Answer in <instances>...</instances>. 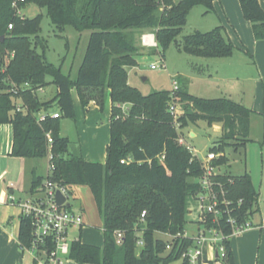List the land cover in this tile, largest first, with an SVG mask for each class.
Returning <instances> with one entry per match:
<instances>
[{"label": "trees", "instance_id": "trees-1", "mask_svg": "<svg viewBox=\"0 0 264 264\" xmlns=\"http://www.w3.org/2000/svg\"><path fill=\"white\" fill-rule=\"evenodd\" d=\"M216 0H0V125L13 127L11 156L40 159L48 156L47 133L53 138L51 175L33 173L30 195L48 178L62 185L87 186L97 206L104 234L102 247L73 241L68 259L77 264H171L194 246L185 232L191 201L199 191L200 163L187 146L179 144L169 112L171 91L143 95L128 82V69L138 66L142 55L138 37L146 32L156 35L158 52L164 56L173 44L188 55L204 59L231 57L236 47L223 26L208 33L194 32L178 37L187 25L190 11L197 5L214 10ZM17 2V6L15 3ZM244 18L251 23L256 40H264V9L260 0H239ZM34 4L46 8L60 32L71 26L82 33L91 31L84 60L72 79L47 62L45 40L41 38L42 16H22L18 10ZM13 25V29L9 26ZM41 47L43 52L37 49ZM155 54V53H153ZM253 57L251 54H249ZM9 59L6 72L4 66ZM57 87L52 101H40L37 92L46 87L47 78ZM9 82H29L31 90L19 95L9 92ZM77 90L84 108L95 103L103 112L111 103L110 141L105 164L88 162L70 153V140L60 134V119L73 118L72 90ZM176 120L182 129L205 122L209 127L222 125L218 146L209 152L223 153L237 144L245 148L251 133V108L230 99H205L190 94L179 83L175 91ZM21 101L28 109L17 111ZM56 104L60 119L48 117L41 125L38 114L50 112ZM127 104V106H123ZM164 155L161 161L158 157ZM133 159L130 164L122 160ZM151 161V162H149ZM141 162V163H138ZM225 154L216 164L224 166ZM233 202L231 216L239 221L259 212V191L251 175L225 174L220 177ZM232 183H229V180ZM242 205L238 206V201ZM146 216L141 221V215ZM227 219V217H226ZM225 220V219H224ZM32 225L21 217L19 242L30 246ZM123 234L117 243L116 233ZM224 232L229 235L227 226ZM142 240L144 245L137 246ZM231 239L224 241L225 257L214 264H236ZM138 249H140L137 255ZM34 264L36 262L34 261Z\"/></svg>", "mask_w": 264, "mask_h": 264}, {"label": "rangeland", "instance_id": "rangeland-1", "mask_svg": "<svg viewBox=\"0 0 264 264\" xmlns=\"http://www.w3.org/2000/svg\"><path fill=\"white\" fill-rule=\"evenodd\" d=\"M18 12L31 19L38 15L42 16L40 36L45 40L44 54L47 62L57 68L62 67L64 74L75 79L84 60L91 31L80 33L68 26L60 32L52 24L47 9L34 4L26 6L25 9L20 8ZM221 25L219 13L209 10L204 5H197L190 11L187 25L183 28L178 41L182 43L187 35L196 31L208 33ZM138 40L140 43V37ZM37 51L43 52L41 47ZM138 60L140 61L139 67L128 69V82L145 96L155 92L172 91L173 83L176 82L187 88L188 92L194 96L205 99L230 98L254 111L251 118L249 143L245 148L237 144L226 147L224 154L227 162L222 172L233 176L248 172L255 188L262 194L260 205L262 214H264V79H262L264 67L260 69L254 56L251 57L248 52L237 48L231 57L204 59L186 54L175 44L166 50L164 56L158 52V49L143 47V55ZM8 63L9 59L4 66V72L7 70ZM153 65H156V68H152ZM47 81L49 84L44 87L43 92H37L42 102L52 101L57 94V87L52 83V78L48 77ZM71 94L75 116L60 119V134L70 140V153L83 155L87 161L105 164L107 145L110 141V106L107 105L103 112L93 104L85 109L75 88ZM19 103L22 102L19 101ZM52 106L50 112H59L56 104ZM199 124V128L189 126L182 129V132L188 144L199 152L200 158H204L210 148L214 145L218 146L221 133L218 130H208L204 122ZM191 130L196 134L195 138L191 137ZM48 160V156L40 159H26L24 172L16 190L22 194L28 191L31 169L34 165L37 167V175L44 177L47 173ZM191 181L198 182L195 179ZM74 189L77 195V192L80 193L85 207L84 211H86L84 214L86 213L88 218L84 217L85 224L82 231L72 230L71 238L78 237L82 233V240L85 243L91 244L98 241L104 245L101 218L90 189L81 185L74 186ZM70 202L73 205L72 209H75V200H70ZM190 207L192 209L196 207L194 200L191 201ZM197 216L196 212L188 215L186 232L189 236L198 233ZM139 252L140 249L137 255ZM209 258L205 263L214 264V258ZM67 262L64 260V263L67 264ZM182 262V260H177L171 264H182ZM246 264L252 263L247 261Z\"/></svg>", "mask_w": 264, "mask_h": 264}, {"label": "built area", "instance_id": "built-area-1", "mask_svg": "<svg viewBox=\"0 0 264 264\" xmlns=\"http://www.w3.org/2000/svg\"><path fill=\"white\" fill-rule=\"evenodd\" d=\"M17 2H25V0H17ZM17 2L15 6H17ZM13 29V25L9 26ZM140 43L143 47L158 49L156 35L152 32H146L140 36ZM164 68V66H162ZM152 68H156L153 65ZM11 92L14 95H19L23 90H31L32 86L29 82L16 84L9 82ZM171 91L172 103L170 104L169 112L175 117L174 126L179 135V144L187 146L192 153L193 159L198 160L202 174L198 179L200 186L199 191L194 196L196 207L189 208V214L197 213L198 233L189 236L185 232V237L194 241V246L188 249L182 258L187 260L189 264H204L205 263V248L212 247L217 255V259H224L225 247L224 241L231 239L234 236H239L246 231L256 227L253 220L247 219L239 221L238 218L231 216L232 201L228 198L226 185L221 181L220 177L225 175L222 172L223 166L216 164V161L223 156L221 153L208 152L206 157L200 158L199 152L188 144L183 132L176 120L178 105L176 102L175 91L179 84L173 83ZM44 88H39L33 92H43ZM28 109L23 103L17 105V111H26ZM48 117L52 119H60L59 112L48 113L41 112L38 114L37 123L42 124ZM48 140V157L49 168L48 175L52 174V146L53 138L51 133H47ZM161 161L164 160V155L158 157ZM133 159L122 160V164H130ZM151 162V161H149ZM141 163V162H138ZM232 183V180H229ZM61 193L65 197V203L58 204L57 193ZM11 200L15 199L11 196ZM70 200L75 199L74 187L71 185H62L50 179H46L39 190L31 195L28 200L21 203L22 217L31 220L32 231L30 246L25 247L34 256L36 264H64V260L68 259L73 241L78 240V237L71 238L72 230H81L84 226V209L79 206L73 208ZM242 205V200L238 201V206ZM192 209V210H191ZM146 212L141 215V221L144 220ZM227 217V219H226ZM225 219V220H224ZM229 226L231 233L227 235L224 229ZM264 226V217L262 223L258 227ZM117 243L121 244L123 234L116 233ZM144 243L142 240L137 242V246L141 247Z\"/></svg>", "mask_w": 264, "mask_h": 264}, {"label": "crops", "instance_id": "crops-1", "mask_svg": "<svg viewBox=\"0 0 264 264\" xmlns=\"http://www.w3.org/2000/svg\"><path fill=\"white\" fill-rule=\"evenodd\" d=\"M260 3L264 9V0H260ZM214 11L219 13L220 20L222 22L221 26L225 28L227 36L231 39L234 46L237 49L246 51L254 56L256 59L255 61L259 65L260 69L264 67V40L255 39L251 23L248 22L243 16L239 0H216L214 2ZM139 46L141 47L143 55V47L141 45ZM142 55L139 57L141 58ZM139 57H137L138 66H136V68L139 67L140 64V61L138 60ZM262 79H264V76ZM92 104L95 105L100 111V108L95 103H90L85 109H88ZM107 105L110 106L111 117V103H108ZM199 123L195 125L198 128L200 127ZM207 128L208 130H218L222 134L221 124H215L212 127L207 125ZM190 135L192 138L196 137V134L192 130L190 131ZM12 145V125H0V264H34V256L21 248L19 242V229L22 217L21 203L25 202L24 200H28V198L31 196L29 191L33 180V173H36L37 175V167L34 165V167L31 169V180L28 191H23L24 194H22L20 191H17L16 186L20 183L21 176L23 175L26 159L11 156ZM48 168L49 160L47 173L44 177H46L49 173ZM74 192L76 208L81 206L84 209L85 207L80 197V193L77 192V195L75 189ZM259 193V212L253 218V222L255 223L256 227L239 236H234L230 240L231 249L233 251L236 264H246L247 261L251 262L252 264H264V226L258 227V225L260 226L262 223L264 214H262L260 205L262 194L260 191ZM11 196H13L15 199L14 201L11 200ZM259 215L260 219H258ZM84 217L88 218V215L86 216L85 213ZM79 237L82 240V233H80ZM82 242L84 244H88L83 240ZM88 245L98 247L103 246L98 241ZM209 257H213L214 260L217 259L215 250L212 247L207 246L205 248V261ZM66 260L68 261L67 264H71V262H73V264H77L74 260ZM209 260L211 259L209 258Z\"/></svg>", "mask_w": 264, "mask_h": 264}, {"label": "water", "instance_id": "water-1", "mask_svg": "<svg viewBox=\"0 0 264 264\" xmlns=\"http://www.w3.org/2000/svg\"><path fill=\"white\" fill-rule=\"evenodd\" d=\"M57 201L59 205H62L65 203V197L61 193H57Z\"/></svg>", "mask_w": 264, "mask_h": 264}]
</instances>
